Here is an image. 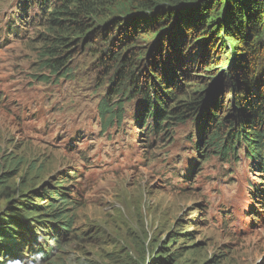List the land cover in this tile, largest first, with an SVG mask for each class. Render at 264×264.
I'll return each mask as SVG.
<instances>
[{"label": "rangeland", "instance_id": "obj_1", "mask_svg": "<svg viewBox=\"0 0 264 264\" xmlns=\"http://www.w3.org/2000/svg\"><path fill=\"white\" fill-rule=\"evenodd\" d=\"M16 4L19 0H0V92L7 99L6 103L0 100V172L8 165V157L15 169L0 189V214L12 205L13 197L24 198L32 187L68 176L75 202L68 213L73 227L65 237L63 252L52 262L48 259L40 264H147L157 245L168 242L186 246L187 255L199 263L217 256L221 264H264V220L258 221L255 215L258 222L245 226L251 202L256 211L255 200L264 201L249 185L253 179L259 182L249 162L230 166L238 160L225 161L214 155L201 163V147L221 140L213 138L220 133L225 136V131L205 127L201 133L207 132L206 138L195 149L197 131L191 147L186 137L192 124L176 125L170 120L161 126V134H147L142 146L143 140L130 131L143 132L132 120L134 104V111L126 113L127 123L121 125L122 155L115 157L127 166L112 173L115 165L106 172L109 175L90 182L95 169H103L102 152L85 165L77 151L63 142L77 130L100 128V124L93 125L94 118L99 102L112 96L111 78L118 61L105 56L109 44L99 31L94 40L81 43L75 51L67 80L57 87L32 85L30 74L38 62L43 29L38 22L35 29L16 24L10 30ZM108 30V36H116L113 28ZM142 41L141 45L146 42L149 49L155 48L156 42L146 40V34H140ZM114 51H119L117 46ZM181 78L191 79L189 83L199 81L197 77ZM118 98L121 103L129 99L126 92ZM130 104L128 108L133 107ZM103 126L113 129L106 120ZM116 147L113 143L109 151ZM186 156L184 164L178 163ZM198 166L199 173L195 171ZM259 186L262 192L264 185ZM40 229V235L46 233ZM195 248H201L200 252Z\"/></svg>", "mask_w": 264, "mask_h": 264}, {"label": "trees", "instance_id": "obj_2", "mask_svg": "<svg viewBox=\"0 0 264 264\" xmlns=\"http://www.w3.org/2000/svg\"><path fill=\"white\" fill-rule=\"evenodd\" d=\"M33 7L39 13L31 20ZM15 17L28 30L38 22L43 29L32 85L67 80L75 51L101 31L109 44L105 56L118 61L112 96L98 104L106 123L122 120L136 104L132 120L143 131L156 135L170 120L176 125L190 122L188 140L192 143L197 131L198 149L207 135L201 133L205 127L225 131V136L213 138L221 139L215 144L204 143L202 161L213 155L239 160L243 154L264 184V0H19ZM110 27L115 37L108 36ZM140 34L153 39L155 48L141 45ZM124 92L129 99L121 103L118 97ZM5 162L0 189L15 170L11 158ZM69 178L44 181L24 198L11 199L12 205L0 214V264L52 262L63 252L73 227L68 213L75 203ZM40 228L46 233L40 235ZM186 248L159 244L147 264H205L190 258ZM206 264L221 262L215 256Z\"/></svg>", "mask_w": 264, "mask_h": 264}, {"label": "clouds", "instance_id": "obj_3", "mask_svg": "<svg viewBox=\"0 0 264 264\" xmlns=\"http://www.w3.org/2000/svg\"><path fill=\"white\" fill-rule=\"evenodd\" d=\"M33 85H36V84H33ZM39 85H41V84H39ZM122 120L125 123H127L126 120H125V117H123ZM129 123H131V122H129ZM192 130H193V127L191 128V131L189 132V134L186 135V136L189 137L191 135V133H192ZM130 131L132 133H134L132 129H130ZM91 132L93 133V130H91ZM80 134L84 135V137L81 138ZM147 134L149 135V134H154V133H152L151 131H146V130H144L143 132L142 131L138 132V135H141L142 136V140H143V143H141L139 145L143 146V144L148 140L149 136ZM66 137H67V139L64 140V142H63L64 144L63 145L67 146L68 148L73 147L74 148L73 151H77V154H79L80 160L83 161L85 165L92 164L94 162L95 158H96V154L97 153L109 151V149L113 146V143H114L113 141L108 139L106 137V135H104L103 133H100V132H99V136H97V135L93 136L92 134H89L88 132H82L81 130H77V131L73 132L71 135L66 136ZM196 148H197V144H196ZM213 156H211V158ZM241 157L239 158L238 161L233 162V164L231 163L229 165L232 166L234 164L239 163L240 160H241ZM184 160L185 159L182 158L181 161H183V163H180V164H184V162H185ZM227 161H231V160H227ZM203 162L204 161L201 160V163H203ZM200 165L201 164H199V166ZM199 166H198V168L196 170H198L200 172L201 171L200 170L201 167H199ZM176 167L178 168L179 166H176ZM256 181H257V179H256ZM255 183L257 184V182H255ZM259 185L263 186L264 184H260L258 182L257 187H256V192H257V194L259 193V195H260L258 197L264 198V187H263L262 192H259L258 191V187H260ZM251 203L252 204H251L250 209H249L250 215H248L247 217L251 221L255 220L256 222H258V221H260V216L264 212V211H262V208H261L262 206L264 207V201L261 200V199L255 200V203L259 206V208L256 211L253 209V202H251ZM255 215H257L259 217L258 221L256 220Z\"/></svg>", "mask_w": 264, "mask_h": 264}, {"label": "bare ground", "instance_id": "obj_4", "mask_svg": "<svg viewBox=\"0 0 264 264\" xmlns=\"http://www.w3.org/2000/svg\"><path fill=\"white\" fill-rule=\"evenodd\" d=\"M16 5H18V4H16ZM31 10H32L31 11V17H30L31 20L36 19L35 16H36V14L39 13V10L36 7H33ZM19 15H21V14H19ZM16 23H17L16 27H22V28L24 27L21 24V21L18 22V20H17ZM30 75H32V73ZM62 80L63 79H60L59 81H54L53 83H49V84L50 85L54 84V85H52V87H57L58 86L57 83L61 82ZM0 100H4L5 103L7 102L6 96H4V94L2 92H0ZM103 120H105V118H102V116L99 115V111H98V113H96V118H94L95 122H93V125H95L97 127L100 124V128L97 127V129H94L93 133H95L97 136H99V132L103 133L104 135H106V137L108 139H110L111 141L116 143L117 147H116V149H114L112 151L102 152L103 169H95L94 174L90 178L91 183H94L95 181L103 178L105 175H109L106 172L115 165H117V167L114 168L112 173L119 172L120 170L124 169L127 166V163L121 165V163H119L120 159L115 158L116 155H122L123 145L121 142V133H122L121 125L123 123V120L116 118L114 121H112L110 123L111 124L110 128H113V129H110V130H107L104 128Z\"/></svg>", "mask_w": 264, "mask_h": 264}, {"label": "water", "instance_id": "obj_5", "mask_svg": "<svg viewBox=\"0 0 264 264\" xmlns=\"http://www.w3.org/2000/svg\"><path fill=\"white\" fill-rule=\"evenodd\" d=\"M152 47H153V46H151L150 50H152Z\"/></svg>", "mask_w": 264, "mask_h": 264}]
</instances>
